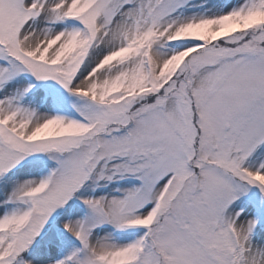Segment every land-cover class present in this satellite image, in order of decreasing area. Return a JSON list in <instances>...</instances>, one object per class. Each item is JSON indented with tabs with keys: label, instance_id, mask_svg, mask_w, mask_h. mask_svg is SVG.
<instances>
[{
	"label": "snow or ice",
	"instance_id": "obj_1",
	"mask_svg": "<svg viewBox=\"0 0 264 264\" xmlns=\"http://www.w3.org/2000/svg\"><path fill=\"white\" fill-rule=\"evenodd\" d=\"M0 264H264V0H0Z\"/></svg>",
	"mask_w": 264,
	"mask_h": 264
}]
</instances>
